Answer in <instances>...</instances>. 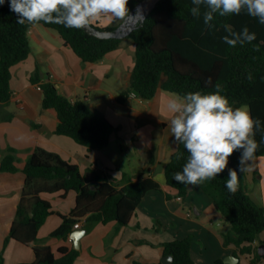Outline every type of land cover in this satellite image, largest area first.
<instances>
[{
    "label": "trees",
    "instance_id": "trees-1",
    "mask_svg": "<svg viewBox=\"0 0 264 264\" xmlns=\"http://www.w3.org/2000/svg\"><path fill=\"white\" fill-rule=\"evenodd\" d=\"M142 0H129L132 11ZM191 0H161L142 26L136 28L126 39L136 45V65L128 90L120 93L118 101L126 104L133 94L143 100H152L160 89L181 96L188 92H214L219 86L235 107L247 105L251 116L259 118L264 128V25L242 11L239 15L215 14L212 27H206L203 18L197 20L190 14ZM202 6V11H203ZM17 15L10 11L9 0L0 5V106L6 107L12 98V68L27 60L32 52L29 30L33 25H43L57 31L84 62L97 63L109 53L119 49L125 39H101L90 35L85 29L66 28L58 24H18ZM95 25V24H94ZM99 29L116 30L118 27ZM247 27L255 32L252 43L231 47L222 41L231 28L239 32ZM32 81L43 90L44 109H55L59 117L58 135L69 136L89 151L102 149L111 142L115 130L113 124L99 111L84 101H72L63 95L50 80L43 81L38 67ZM210 81V82H209ZM12 114L7 119L11 120ZM264 138V130L257 131L256 141ZM178 151L184 153L177 159L176 152L166 165L169 186L185 198L195 188L202 189L212 200L232 229L225 234V243L234 244L241 254L250 258V264H261L264 257L258 252L264 234V207L250 196L247 171L241 172V150L230 157L228 168L216 179L198 186L175 182L173 174L182 171L187 161L183 144ZM19 151L9 147L3 154L0 173H17ZM264 156V143L254 157ZM236 170L239 186L235 193L228 191L224 181L228 170ZM26 184L3 251L0 264H6L5 250L11 240L32 247L36 259L32 263L19 264H74L79 257L76 249L62 248L57 256L49 246L39 245L38 232L52 214V204L41 197L42 192L74 190L76 206L68 215H62V225L52 237L70 238L75 225L86 218V223H109L120 226L129 224L133 214L151 191L161 190L160 183L146 170L138 177L126 175L121 187L114 182L88 178L78 165L65 161L60 155L36 148L24 168ZM33 214V216H32ZM257 241L259 244L257 245ZM193 238L168 242L165 255L172 256L171 264H194L192 258ZM134 264H144L135 262ZM215 264H226L218 260Z\"/></svg>",
    "mask_w": 264,
    "mask_h": 264
},
{
    "label": "crops",
    "instance_id": "crops-1",
    "mask_svg": "<svg viewBox=\"0 0 264 264\" xmlns=\"http://www.w3.org/2000/svg\"><path fill=\"white\" fill-rule=\"evenodd\" d=\"M123 21L105 18L93 24L119 27ZM32 52L29 58L12 68V98L0 106V164L4 152L15 148L18 153L17 173H0V253L4 249L26 184L24 168L32 152L40 147L78 165L82 174L104 179L119 186L126 175L138 177L146 170L157 180L161 190L149 192L136 209L130 222L120 226L116 221L88 224L74 229L70 238L52 237V233L76 206L77 193L42 192L52 204V214L38 232V244L49 246L60 256L62 248L76 249L75 232L86 230L80 240L79 257L74 264H165L164 245L175 240L193 238L194 264H215L230 257L238 264H250L234 244L225 243V234L232 229L216 210L211 198L199 188L182 198L169 186L166 165L179 144L169 130L172 114L167 102L172 93L160 89L152 100L136 94L126 104L118 101L120 93L129 89L135 69L136 45L125 39L121 47L97 63L84 62L65 44L62 36L43 25L29 30ZM43 81L50 80L72 101H84L103 114L115 127L108 146L89 151L73 138L58 135V113L44 109L43 90L32 81L37 68ZM251 113V111H250ZM12 114L11 120L7 117ZM264 156L246 163L247 184L252 199L264 207ZM230 161V158H229ZM264 240V234L260 240ZM259 244V241L256 243ZM36 259L32 247L11 240L5 250L6 264L32 263ZM246 262V263H245ZM261 264H264V260Z\"/></svg>",
    "mask_w": 264,
    "mask_h": 264
},
{
    "label": "clouds",
    "instance_id": "clouds-1",
    "mask_svg": "<svg viewBox=\"0 0 264 264\" xmlns=\"http://www.w3.org/2000/svg\"><path fill=\"white\" fill-rule=\"evenodd\" d=\"M4 3L5 0H0V5ZM191 3V16L197 20L202 17L206 27H212L215 14L239 15L242 11L264 25V0H191ZM128 4L129 0H9L10 11L17 15L18 24L43 22L73 29L90 28L94 22L105 18L114 22L142 23V11L138 9L132 13ZM226 32L222 41L231 47L250 44L257 39L256 33L247 27L239 32L228 28ZM170 95L172 98L167 102V110L172 114L169 130L175 143L183 144L188 154L182 171L173 174L175 182L198 186L216 179L228 168L229 158L238 150H241L240 171L249 170L246 163L264 143V138L256 141V132L264 128L259 118L251 116L247 105L234 108L221 94L219 86L209 93L196 91L183 96ZM183 155L176 151L177 159ZM224 183L228 191L235 193L239 186L237 171L229 169Z\"/></svg>",
    "mask_w": 264,
    "mask_h": 264
},
{
    "label": "water",
    "instance_id": "water-1",
    "mask_svg": "<svg viewBox=\"0 0 264 264\" xmlns=\"http://www.w3.org/2000/svg\"><path fill=\"white\" fill-rule=\"evenodd\" d=\"M161 0H142L131 12L136 13L139 10L142 11L144 21L140 24H136L135 21L129 20L127 22H122V24L116 30H106V29H99L94 24L91 25L90 28L85 29L87 33L90 35L96 36L101 39H126L136 28L142 26L146 19L150 16L153 10L156 8L158 3ZM139 17H137V20ZM87 177L90 179L92 176L87 174ZM33 216V214H32ZM86 233V230H79L75 232L73 235L72 240L76 244V249H80V240L82 236ZM258 252L261 256L264 257V244H260L258 248ZM173 261L172 256H166L163 259L165 264H171ZM240 258L237 256L230 257L229 262L230 264H238Z\"/></svg>",
    "mask_w": 264,
    "mask_h": 264
},
{
    "label": "built area",
    "instance_id": "built-area-1",
    "mask_svg": "<svg viewBox=\"0 0 264 264\" xmlns=\"http://www.w3.org/2000/svg\"><path fill=\"white\" fill-rule=\"evenodd\" d=\"M40 89H42L41 87H39ZM86 222V218L85 219H83L81 222H78L76 225H75V228L76 229H79V228H81V226H82V223H85Z\"/></svg>",
    "mask_w": 264,
    "mask_h": 264
},
{
    "label": "rangeland",
    "instance_id": "rangeland-1",
    "mask_svg": "<svg viewBox=\"0 0 264 264\" xmlns=\"http://www.w3.org/2000/svg\"><path fill=\"white\" fill-rule=\"evenodd\" d=\"M262 159H263L262 161L264 162V158H262ZM263 164H264V163H263ZM245 263H246V262H245Z\"/></svg>",
    "mask_w": 264,
    "mask_h": 264
}]
</instances>
